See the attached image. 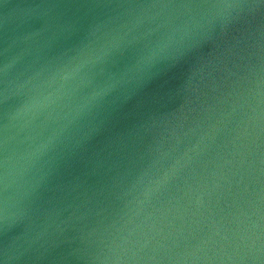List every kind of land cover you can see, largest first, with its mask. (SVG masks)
Listing matches in <instances>:
<instances>
[{
  "label": "water",
  "instance_id": "water-1",
  "mask_svg": "<svg viewBox=\"0 0 264 264\" xmlns=\"http://www.w3.org/2000/svg\"><path fill=\"white\" fill-rule=\"evenodd\" d=\"M0 264H264V0H0Z\"/></svg>",
  "mask_w": 264,
  "mask_h": 264
}]
</instances>
